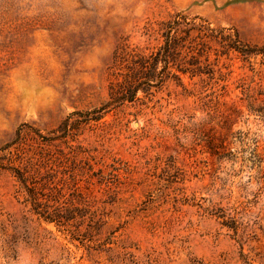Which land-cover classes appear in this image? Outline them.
Segmentation results:
<instances>
[{
	"label": "rangeland",
	"instance_id": "1",
	"mask_svg": "<svg viewBox=\"0 0 264 264\" xmlns=\"http://www.w3.org/2000/svg\"><path fill=\"white\" fill-rule=\"evenodd\" d=\"M178 12L238 32L255 54L231 52L214 79L171 81L65 140L39 136L105 104L116 52L148 46L144 27ZM58 150L69 182L73 160L102 171L76 170L106 222L92 240L44 221L18 192L20 164L7 159ZM134 261L264 264V0H0V264Z\"/></svg>",
	"mask_w": 264,
	"mask_h": 264
},
{
	"label": "trees",
	"instance_id": "2",
	"mask_svg": "<svg viewBox=\"0 0 264 264\" xmlns=\"http://www.w3.org/2000/svg\"><path fill=\"white\" fill-rule=\"evenodd\" d=\"M144 29L148 46L126 45L115 54L108 101L92 111L77 112L68 117L55 131L59 135H39L45 142L53 144L57 140H65L75 130L92 121H99L106 113L129 104L142 102L147 105L171 81L183 86L186 76L192 79L203 76L214 79L220 59L231 52L247 57L256 52V49L244 44L238 32L213 27L207 19L191 16L186 12H178L157 23H148ZM213 42L219 49H213ZM212 54L215 55L213 60ZM94 113L98 115L90 118ZM73 116L84 119H72ZM63 142L67 144V141ZM76 151L79 155L86 152L81 147H77ZM64 158L70 160L63 151L58 150L57 153L40 152L38 157L27 159L17 153L7 161L20 164L13 167L12 173L19 184L18 192L35 215L58 227L68 230L74 228V233L78 236L74 239L81 242L92 240L106 222H103V217H98L97 212L87 208L85 197L78 190L76 170L82 171L83 176H99L103 181L102 171L95 172L89 158L81 160L80 164H84L83 166L76 165L73 160L69 182L64 177H59V173L64 172ZM66 186L74 188L73 191L66 192ZM83 228L85 232H82ZM130 255L133 256L131 253H124L123 257ZM133 264L140 263L134 261Z\"/></svg>",
	"mask_w": 264,
	"mask_h": 264
}]
</instances>
